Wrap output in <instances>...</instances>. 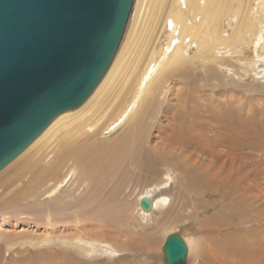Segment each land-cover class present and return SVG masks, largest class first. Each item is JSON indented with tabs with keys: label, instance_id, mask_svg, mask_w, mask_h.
<instances>
[{
	"label": "bare ground",
	"instance_id": "1",
	"mask_svg": "<svg viewBox=\"0 0 264 264\" xmlns=\"http://www.w3.org/2000/svg\"><path fill=\"white\" fill-rule=\"evenodd\" d=\"M126 25L88 98L0 170L1 215L21 206L29 216L44 213L43 234L19 233L20 245L38 249L33 264L56 252L62 264H106L126 252L167 264L163 246L172 235L187 248L180 264H264V133L239 118L236 97L237 86L256 87L227 88L225 80L264 64V0H133ZM209 78L220 85L207 87ZM71 178L68 187L75 182L85 193L51 203ZM129 185L141 190L135 206ZM170 209V223L189 231L200 220L203 236L165 228ZM54 222H70L71 232L54 234ZM159 228L172 229L161 245Z\"/></svg>",
	"mask_w": 264,
	"mask_h": 264
},
{
	"label": "water",
	"instance_id": "2",
	"mask_svg": "<svg viewBox=\"0 0 264 264\" xmlns=\"http://www.w3.org/2000/svg\"><path fill=\"white\" fill-rule=\"evenodd\" d=\"M133 0H0V170L57 115L80 106L109 67ZM140 206L148 211L149 200ZM180 264L186 245L164 246Z\"/></svg>",
	"mask_w": 264,
	"mask_h": 264
},
{
	"label": "rangeland",
	"instance_id": "3",
	"mask_svg": "<svg viewBox=\"0 0 264 264\" xmlns=\"http://www.w3.org/2000/svg\"><path fill=\"white\" fill-rule=\"evenodd\" d=\"M124 32H125V30H124ZM123 35H124V33H123ZM122 37H124V36H122ZM230 73L229 72L225 73L226 74L225 80L227 81V84H228V86H226L227 88L233 87L234 89H236L235 88L236 83H245V84L250 85L252 87H254V86L256 87V89L254 91H252V93H250V91H248L246 89L244 90L243 87L237 86L238 89H236L237 90L236 97L237 98L239 97L238 104L240 106L239 118L244 117L247 119V121H252L253 124L256 125V126H254L255 133H257V134L258 133H264V126H261L264 124V90H263V87H264V64H262V66H260V67L255 68L254 71L251 72L250 76L246 75V77H243L241 79H238L237 76L233 75L232 73L230 74ZM248 77H250V78L248 79ZM208 80L211 82H209ZM213 81L217 82L218 80L213 79V78L207 79L206 80V86L207 87L212 86V84H210V83H214ZM217 83H219L218 85H220L219 81ZM218 89H220V87L214 88V90H216V91ZM206 91H208V89ZM257 100H260L262 103L258 104ZM242 140H244V138H242ZM174 176H176L175 179L178 180V178H177L178 175L174 174ZM144 180L150 181L151 177H147V174H144ZM72 181H73V179L71 178L68 182L64 183L62 186V190L50 202L55 203V202H62L63 200H67V199H69L68 196L71 193H72V195L75 194L76 196L85 193V186H83L80 189H78L77 191H75L76 190L75 182L70 187H68ZM174 183H175L174 177H173V174H171L168 184L170 185V189L172 192H173V188H174ZM130 186L131 185L128 186L129 189L126 192L131 194L129 197V200H130V203L132 202L131 204H133L135 206L136 197H137V195L140 194L141 190L139 188H137V189L131 188ZM242 193H243V191H242ZM45 197H47V196L42 195L41 197H39V200L40 201L49 200V199H46ZM169 198L171 199V196ZM25 208H26L25 206H21L20 208H17L20 211H18L16 213H12V215L10 213L5 214L6 216L1 215V212H0V224L2 223V226L0 227V232H1L0 233V264H8L9 262H10L9 264H11V263L12 264H33L32 261H30L31 256L34 252H37L38 249L32 248V247L27 246V245H20V237L21 236H19L20 235L19 233L29 232L31 234H36V235L43 234L45 231V227H44L45 216H44V213L37 214V217L33 214H32V216L31 215L29 216L25 212H29L30 210L28 208H26V209ZM168 208L173 209L174 207L170 204V207L168 206ZM171 209L167 211V216L162 218L165 220L164 223L167 221L166 223L168 226H165V228H169L171 226H172L173 230H174V227H176V226H180L182 229H183V227L186 228L185 222H182V223L179 222L176 224L170 223L171 219H173L174 215H175V212L172 211ZM190 209H192V207L188 208V210H190ZM131 210L133 211L134 207L131 206ZM71 212H69L68 214H70ZM185 212H187V210H185ZM130 213H131L132 217L133 216L135 217V212H134V215H133V212H129V215H130ZM122 214L120 216L122 218H124L125 221H130V222L132 221V223L134 222V219L132 220L131 219L132 217L129 218L130 216H127L126 213H124V216ZM155 216L156 215H154L153 218H155ZM55 218L58 219L56 216H55ZM110 222H113V221H110ZM153 223L154 222H152V221L149 222V224H153ZM55 224L56 225L53 228L54 234L62 235V234H65L66 231L71 232L72 226H71L70 222L66 223L65 226L63 223L56 222ZM153 225H148V226L152 227ZM150 227H147V226L144 227V230L142 232H144L146 230L145 231L146 235H148L151 232ZM163 229L164 228H161V229L159 228L158 234H156L157 239H158L156 241V243L158 242V245H161V242L163 241L164 237H166V235L170 232V230H172V229H170L169 231H166L164 233ZM187 229H189V231H184V229H183L185 235H191V236H194L197 238H201V236H203V226L201 225L200 220L194 219L193 222H191V224H189ZM13 239L17 240L18 243L16 241H14ZM17 244H19V245H17ZM163 244H164V242H163ZM10 245H12V247ZM8 246H9V248H8ZM24 248H26V249H24ZM3 249H5V250H3ZM56 249H58V248H56ZM154 250H155L154 252H156V253H158V251H159V250H157V248ZM8 251H9V253H8ZM4 252H5V254H4ZM160 253H161V251H160ZM51 254L52 253H50V255ZM124 254H127V255H123V256L120 255L121 258L119 257L117 259V257H115V258H113L114 260H106L105 262H107L106 264H121V263L122 264H124V263L125 264H127V263L128 264H152V262H153L150 258V252H139V253L137 252V254H141L140 258L136 257L137 261L135 259H133V257H132L134 255L133 253H127L126 252ZM151 254H152V252H151ZM54 255H51L52 258L48 256L49 258H47V259L45 258L43 261L41 259H39L42 262L37 260L35 264H40V263L41 264H62L63 263V261H61L62 255L60 254V252L59 253L56 252V253H54ZM147 255H149V256H147ZM16 257L19 259H17ZM111 261H112V263H111ZM101 262H104V261H101ZM134 262H137V263H134Z\"/></svg>",
	"mask_w": 264,
	"mask_h": 264
}]
</instances>
